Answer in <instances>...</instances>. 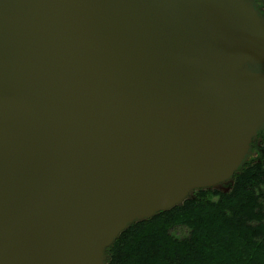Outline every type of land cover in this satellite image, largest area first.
<instances>
[{
	"label": "water",
	"instance_id": "95a60500",
	"mask_svg": "<svg viewBox=\"0 0 264 264\" xmlns=\"http://www.w3.org/2000/svg\"><path fill=\"white\" fill-rule=\"evenodd\" d=\"M261 67L247 0H0V264H107L129 226L230 183Z\"/></svg>",
	"mask_w": 264,
	"mask_h": 264
},
{
	"label": "trees",
	"instance_id": "16d2710c",
	"mask_svg": "<svg viewBox=\"0 0 264 264\" xmlns=\"http://www.w3.org/2000/svg\"><path fill=\"white\" fill-rule=\"evenodd\" d=\"M178 227L189 234L177 237ZM107 254V264H264V164L247 160L229 191H196L129 226Z\"/></svg>",
	"mask_w": 264,
	"mask_h": 264
},
{
	"label": "rangeland",
	"instance_id": "374dc122",
	"mask_svg": "<svg viewBox=\"0 0 264 264\" xmlns=\"http://www.w3.org/2000/svg\"><path fill=\"white\" fill-rule=\"evenodd\" d=\"M247 1L251 2L253 4V6H255L257 11L258 12L260 11L259 12L260 14H263L261 12L262 11L264 12V0H247ZM257 71H264V68L263 67L257 68ZM263 131H264V128L262 129V132ZM247 160H255L257 162H261L264 164V138L263 137L258 136L254 140V146L251 147V152H250ZM231 184H232V181L228 184L221 185L215 189H209V190H218L221 192H227L231 189ZM195 192L190 194V198L194 197ZM173 232L177 237H180V238L186 237L189 234V230L186 227H178Z\"/></svg>",
	"mask_w": 264,
	"mask_h": 264
},
{
	"label": "flooded vegetation",
	"instance_id": "af4514ba",
	"mask_svg": "<svg viewBox=\"0 0 264 264\" xmlns=\"http://www.w3.org/2000/svg\"><path fill=\"white\" fill-rule=\"evenodd\" d=\"M255 7V6H254ZM259 9V8H258ZM260 12V11H259ZM261 13H263V14H261L262 16H264V12L262 11Z\"/></svg>",
	"mask_w": 264,
	"mask_h": 264
}]
</instances>
